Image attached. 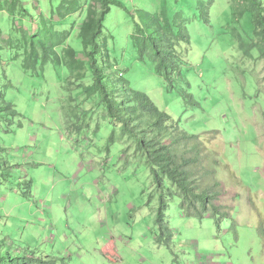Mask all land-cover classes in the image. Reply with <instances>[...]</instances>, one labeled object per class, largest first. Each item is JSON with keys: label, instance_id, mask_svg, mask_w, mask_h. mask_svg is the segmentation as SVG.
Instances as JSON below:
<instances>
[{"label": "rangeland", "instance_id": "374dc122", "mask_svg": "<svg viewBox=\"0 0 264 264\" xmlns=\"http://www.w3.org/2000/svg\"><path fill=\"white\" fill-rule=\"evenodd\" d=\"M61 1L21 0L25 17L0 13V95L20 113L15 120L0 115V253L9 242L57 264H264V60L239 49L230 28L233 0H119L123 7L106 18L113 71L199 137L201 188L210 175L222 182L216 204L230 217L221 230L217 218L185 217L176 198L166 211L169 246L156 241L152 169L98 96L85 93L90 68L84 79L52 61L27 71L7 43L21 40L15 27L36 31L41 14L51 16ZM1 2L7 9L8 0ZM164 7L193 43L184 73L196 106L183 94L184 81L181 90H167L130 39L135 22L157 26ZM85 18L86 12L59 23L71 29L69 44L81 55Z\"/></svg>", "mask_w": 264, "mask_h": 264}, {"label": "trees", "instance_id": "16d2710c", "mask_svg": "<svg viewBox=\"0 0 264 264\" xmlns=\"http://www.w3.org/2000/svg\"><path fill=\"white\" fill-rule=\"evenodd\" d=\"M3 5L0 0V13L7 11L12 16L29 15L21 0H8L7 9ZM115 6L123 7L119 0H62L57 11L52 10L51 16L41 14V26L36 27V31L27 33L24 28L15 27L16 31L22 32V38L19 42L11 39L7 43L16 50V58L22 55V65L27 71L36 72L41 65L44 67L52 61L54 64L65 63L74 78L84 79L90 68L93 82L84 87L85 93L88 97L98 96L108 117L121 124L123 132L131 137L152 169L159 193L156 211L158 244L169 246L171 242L173 232L166 221V211L169 202L176 198L180 200L179 208L185 217L201 220L217 218L216 224L221 230L222 220L230 214L216 204L222 182L210 175L213 180L210 183L205 181L203 189L197 180L198 166L202 165L199 137L182 129L181 122H176L161 110L146 93L132 89L123 73L119 75L113 71L105 38V22ZM232 8L230 28L239 49L247 57L264 60V1L233 0ZM85 12L86 18L78 30L85 50L81 55L69 44L71 29L60 30L59 23ZM162 14V18H154L157 22L154 27H142L135 22L136 30L130 36L132 45L138 52L139 61L152 66V72L163 78L171 94L181 90L179 83L184 81L183 94L196 106L198 103L184 73V67L190 65V59L184 54L193 48L192 40L186 25H182L179 31L174 29L166 17V7ZM246 19H250V26ZM254 52L258 53V57L253 56ZM19 114L15 106L7 101L5 93L1 94L0 115L15 120ZM0 244H5L4 240ZM6 244L9 249L5 254L0 253V264H57V258H41L30 249L9 242Z\"/></svg>", "mask_w": 264, "mask_h": 264}]
</instances>
